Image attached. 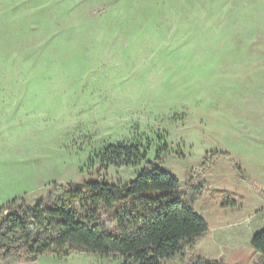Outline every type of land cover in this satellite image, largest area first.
Returning a JSON list of instances; mask_svg holds the SVG:
<instances>
[{
	"label": "rangeland",
	"instance_id": "obj_1",
	"mask_svg": "<svg viewBox=\"0 0 264 264\" xmlns=\"http://www.w3.org/2000/svg\"><path fill=\"white\" fill-rule=\"evenodd\" d=\"M153 167L208 227L162 264H264V0H0V207Z\"/></svg>",
	"mask_w": 264,
	"mask_h": 264
},
{
	"label": "trees",
	"instance_id": "obj_2",
	"mask_svg": "<svg viewBox=\"0 0 264 264\" xmlns=\"http://www.w3.org/2000/svg\"><path fill=\"white\" fill-rule=\"evenodd\" d=\"M138 152L117 146L105 153L109 165L127 167L140 161ZM205 167L206 161L203 171ZM53 188V197L31 207L19 201L0 207V264L33 262L46 255L62 258L74 251L116 255L124 264H162L184 241L208 231L191 206L194 198L191 204L183 202L177 179L157 167L127 184L95 181ZM192 188L202 189L200 183ZM251 248L264 257V230L254 234Z\"/></svg>",
	"mask_w": 264,
	"mask_h": 264
},
{
	"label": "crops",
	"instance_id": "obj_3",
	"mask_svg": "<svg viewBox=\"0 0 264 264\" xmlns=\"http://www.w3.org/2000/svg\"><path fill=\"white\" fill-rule=\"evenodd\" d=\"M46 256H51V255H46ZM46 256H43V257H41V258H39V259H37L36 261H33V262H25L24 261V264H38V262L41 260V259H43L44 257H46ZM54 257V256H53ZM23 263V261L22 262H20L19 264H22Z\"/></svg>",
	"mask_w": 264,
	"mask_h": 264
}]
</instances>
